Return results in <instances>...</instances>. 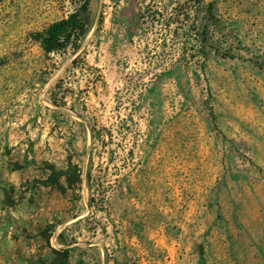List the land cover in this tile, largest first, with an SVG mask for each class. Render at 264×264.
<instances>
[{"label": "rangeland", "instance_id": "1", "mask_svg": "<svg viewBox=\"0 0 264 264\" xmlns=\"http://www.w3.org/2000/svg\"><path fill=\"white\" fill-rule=\"evenodd\" d=\"M86 1L0 0V264H264V0H89L46 55Z\"/></svg>", "mask_w": 264, "mask_h": 264}, {"label": "trees", "instance_id": "2", "mask_svg": "<svg viewBox=\"0 0 264 264\" xmlns=\"http://www.w3.org/2000/svg\"><path fill=\"white\" fill-rule=\"evenodd\" d=\"M89 5V0H87L77 13L72 14L67 19L51 24L43 32L31 34L32 40L40 45V48L46 55L66 51L71 47H73L74 50H77L81 40L88 31ZM209 8L211 12L213 5ZM211 18H213V16ZM211 18L209 17V19ZM186 27L188 29V26H184L185 29ZM201 28V35L203 36L204 41L206 40L203 42L204 44H201V48L205 50L207 49L206 42L208 41L207 43H209L211 40L207 31L209 25L202 24Z\"/></svg>", "mask_w": 264, "mask_h": 264}]
</instances>
